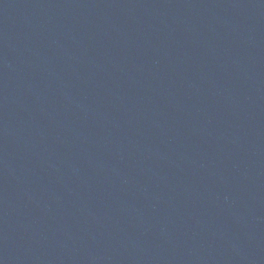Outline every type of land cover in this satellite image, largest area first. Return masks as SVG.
Returning <instances> with one entry per match:
<instances>
[{
    "label": "water",
    "instance_id": "obj_1",
    "mask_svg": "<svg viewBox=\"0 0 264 264\" xmlns=\"http://www.w3.org/2000/svg\"><path fill=\"white\" fill-rule=\"evenodd\" d=\"M0 264H264V0H0Z\"/></svg>",
    "mask_w": 264,
    "mask_h": 264
}]
</instances>
